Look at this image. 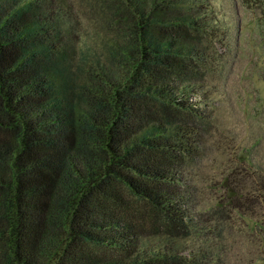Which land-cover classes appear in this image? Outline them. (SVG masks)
Returning a JSON list of instances; mask_svg holds the SVG:
<instances>
[{"label":"trees","instance_id":"1","mask_svg":"<svg viewBox=\"0 0 264 264\" xmlns=\"http://www.w3.org/2000/svg\"><path fill=\"white\" fill-rule=\"evenodd\" d=\"M226 32L212 0H0V264H206L180 242L241 216L264 261V170L190 178Z\"/></svg>","mask_w":264,"mask_h":264},{"label":"rangeland","instance_id":"2","mask_svg":"<svg viewBox=\"0 0 264 264\" xmlns=\"http://www.w3.org/2000/svg\"><path fill=\"white\" fill-rule=\"evenodd\" d=\"M212 1L227 28L225 70L214 102L217 118L212 145L190 170L194 185L207 199L211 197V181L215 183L233 163L246 160L253 168L264 170V0ZM78 11L77 4L76 22L84 24ZM228 224L231 229L219 228L220 233L201 230L199 236L180 242L179 247L190 255L212 244L203 259L206 264H264L257 259L259 247L254 242L259 230L255 220L241 216Z\"/></svg>","mask_w":264,"mask_h":264}]
</instances>
